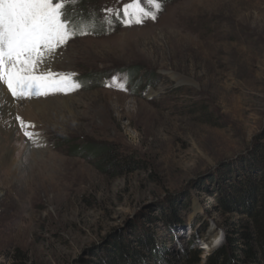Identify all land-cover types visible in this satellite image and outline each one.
Returning <instances> with one entry per match:
<instances>
[{
    "label": "rangeland",
    "instance_id": "1",
    "mask_svg": "<svg viewBox=\"0 0 264 264\" xmlns=\"http://www.w3.org/2000/svg\"><path fill=\"white\" fill-rule=\"evenodd\" d=\"M77 1L68 19L95 27L37 70L90 81L30 98L7 90L0 264H189L194 253L204 264L246 222L217 199L236 198L264 146V0H161L155 20L130 27L105 10L132 0H83L81 21Z\"/></svg>",
    "mask_w": 264,
    "mask_h": 264
},
{
    "label": "snow or ice",
    "instance_id": "2",
    "mask_svg": "<svg viewBox=\"0 0 264 264\" xmlns=\"http://www.w3.org/2000/svg\"><path fill=\"white\" fill-rule=\"evenodd\" d=\"M74 4L76 0H71ZM132 0L121 9L105 10V20L111 25L114 16L126 27L142 24L146 19L155 20L162 10L161 0ZM69 0H0V82L16 98L47 95L50 91L67 93L81 85L73 79L75 74L38 73V65L45 54L55 53L75 35L89 34L95 20L89 18L81 25L68 19ZM122 12V16H121ZM120 90H127L122 81ZM19 119V118H18ZM24 135L33 139L34 134L21 121Z\"/></svg>",
    "mask_w": 264,
    "mask_h": 264
},
{
    "label": "trees",
    "instance_id": "3",
    "mask_svg": "<svg viewBox=\"0 0 264 264\" xmlns=\"http://www.w3.org/2000/svg\"><path fill=\"white\" fill-rule=\"evenodd\" d=\"M82 1L78 0L76 4L81 6L80 21L91 15L84 8L85 3ZM74 7L75 4H72V8L70 6L69 9L76 14L79 9L75 10ZM70 10L67 11L68 17ZM86 80L81 79L77 82L83 84ZM84 152L89 154L86 148ZM114 154L111 150L106 154L101 150L97 151L96 156L107 155L110 160H114L118 158V156L114 157ZM252 162L255 167H251V170L243 175L236 198L223 194L217 199L223 213L235 212L244 215L246 222L241 227L227 230L228 237L224 244L211 252L205 258L204 264H264V146L257 144ZM186 260L189 264H200L198 253L187 254Z\"/></svg>",
    "mask_w": 264,
    "mask_h": 264
},
{
    "label": "bare ground",
    "instance_id": "4",
    "mask_svg": "<svg viewBox=\"0 0 264 264\" xmlns=\"http://www.w3.org/2000/svg\"><path fill=\"white\" fill-rule=\"evenodd\" d=\"M1 88H0V134H4V137L8 138L10 137V133L8 132H1V124H4V123H11V114H13V103H12V98L13 96L11 95L10 92H8V94L12 97L10 98L7 94V87L4 86L3 87V83L1 82L0 84ZM2 87L5 91V93L7 94V96L4 95V93L2 92ZM6 89V90H5ZM47 101V100H46ZM50 101V100H49ZM37 102H32L31 104H36ZM30 104V103H29ZM47 104V103H46ZM30 107V106H29ZM48 107V106H47ZM46 107V109H47ZM44 109V108H43ZM14 117V116H12ZM11 131H12V127H11ZM3 140L4 138L0 137V145L3 144L2 146H0V171L4 170L3 167H5L6 164H8V160L10 161V152H12V145L10 146H6V144L3 143ZM6 140H10L9 139H6ZM5 142V141H4ZM9 142V141H8ZM16 156V155H15ZM12 159V158H11ZM8 175H10L8 173ZM14 176V175H13ZM17 176V175H16ZM8 177V176H7ZM9 178V177H8ZM12 179V178H11ZM3 180V179H2ZM17 181V180H16ZM6 182V180H5ZM2 183V182H1ZM10 183V182H9ZM20 183V182H19ZM17 187V185H16ZM216 241V237L214 236H209L207 238V248L210 249V246L213 244V242Z\"/></svg>",
    "mask_w": 264,
    "mask_h": 264
}]
</instances>
